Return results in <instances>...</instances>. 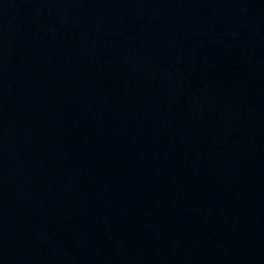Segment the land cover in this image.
Here are the masks:
<instances>
[{"label": "water", "instance_id": "obj_1", "mask_svg": "<svg viewBox=\"0 0 264 264\" xmlns=\"http://www.w3.org/2000/svg\"><path fill=\"white\" fill-rule=\"evenodd\" d=\"M0 264H264V0H0Z\"/></svg>", "mask_w": 264, "mask_h": 264}]
</instances>
